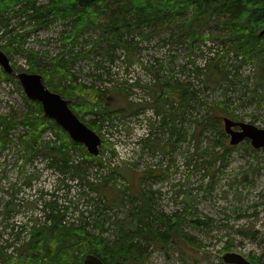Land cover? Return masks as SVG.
Wrapping results in <instances>:
<instances>
[{
  "label": "rangeland",
  "instance_id": "1",
  "mask_svg": "<svg viewBox=\"0 0 264 264\" xmlns=\"http://www.w3.org/2000/svg\"><path fill=\"white\" fill-rule=\"evenodd\" d=\"M221 20L220 16L204 15L192 23L191 27L198 34L206 33L210 36V39L197 40L192 49L185 34L173 35L176 24L172 22L168 25H155L154 28H141V32L138 30L129 35V38L140 40L135 52L140 62L126 59V52L118 47L113 51L112 60L94 55L74 63L79 81L110 89L107 101L109 107L117 108L125 103V96L112 87L126 88L127 99L133 102L151 103L149 86L157 80L190 84L196 100L184 116V122H177L178 126L185 127L187 135L175 148L165 146L168 132L158 126L162 115L148 106H142L136 113L113 118L112 122L107 120L100 129V135L113 144L117 154L112 155L110 149H107L104 162L113 165L118 174H114L109 182L112 184L110 187L114 188H107L103 198L99 200L95 192L89 194L88 198L93 197L94 201L80 197V190L87 191L85 184L61 175L48 166L43 156L25 164V174H32L27 184L19 169L21 148L15 140L5 155L0 157V242L13 241L18 246L27 237L26 231L19 232L21 227L28 230L32 225L44 221L43 206L51 202L68 206L65 219L73 220L77 218L78 212L83 211L91 222L100 210H94L92 205H106L102 211L106 219L123 221L125 227L132 230L136 219L130 213V208L136 204L138 219L143 223L151 220L146 213L147 209L140 210L146 208L140 205L142 199L145 202L147 198H143V192L151 196L145 203L154 215L174 217L188 210L185 219L189 222L180 226L187 235L171 233L168 236L170 241L164 243L154 242L157 238L150 239L145 244L147 255L140 264H227L221 258L227 244L232 246L227 251L238 252L249 258L264 252V148H252L249 140L230 148L229 136L225 133L220 135L207 132L200 135L198 131H193V116L205 112V103L213 104L217 101H225L228 108L237 114L238 120L264 128V78L258 80L260 70L253 61L242 62L243 56L235 53L232 42L221 41L217 37L223 34L218 27ZM7 28L9 32L0 26V46L15 66L28 68L22 50L47 52L50 56L63 51L58 38L66 25L59 21L51 23L47 28H34V25L27 22L21 24L14 18ZM94 33L89 31L85 36ZM12 37L17 41L9 44ZM262 41L264 43V36ZM220 56L222 59L218 63L219 67L226 69L229 72L228 78L234 82L217 75L211 77L216 84L206 85L202 81L205 75L197 74L194 67H203L209 57L217 59ZM262 58L264 66V54ZM97 62H101L98 69L95 64ZM96 74H100L104 81L96 80L93 77ZM21 92L20 84H15L13 79L3 78L0 66L1 114L19 116L28 110L29 106ZM92 116L86 115L84 119H91ZM20 129L15 132H20ZM44 132L43 137L58 139L52 128ZM192 133L195 135L192 136ZM219 137L225 148H230L225 163L219 160L211 162L212 153H222L224 148L214 144V140ZM144 138L150 139L148 145L142 142ZM74 153L79 154V150H74ZM85 167L90 172L86 175L94 180L97 166L86 163ZM108 167L102 170L107 171ZM211 173H214V182L211 181ZM61 178H64L63 182L69 189L61 184ZM129 196L134 199V204H129ZM101 200L103 202L100 204ZM195 218L207 223L195 226L190 222ZM155 227L166 230L159 222L153 224L152 228ZM116 230L118 228L110 224L105 236L112 238ZM17 232L20 233L19 239L15 241L13 239ZM185 237L195 239L201 246ZM144 240L141 238L140 243Z\"/></svg>",
  "mask_w": 264,
  "mask_h": 264
},
{
  "label": "trees",
  "instance_id": "2",
  "mask_svg": "<svg viewBox=\"0 0 264 264\" xmlns=\"http://www.w3.org/2000/svg\"><path fill=\"white\" fill-rule=\"evenodd\" d=\"M188 13L190 15L186 16ZM204 15L209 17L216 15L222 18L218 22V27L223 34L217 37L221 41L232 42L235 53L242 54V62L253 61L260 70L258 80L262 81L264 78L262 58L264 0H96L86 6H79L76 0H0V26H4L6 32L10 31L7 26L14 18H17L21 24L27 22L34 25V28H47L55 21L66 25L58 38L63 48L62 52L50 56L47 52L22 50V55L28 61V68L13 65L14 70L40 73L43 83L50 90L67 98L71 110L78 118L99 134L107 120L112 122L113 118L136 113L142 106L153 107L157 114L162 115L158 126L160 129L167 130L165 146L170 148H175L177 143L187 135L185 127L178 126L177 122H184V116L188 114L192 102L196 100L195 91L190 90V84H177L173 80L162 82L157 80L154 85L149 86L151 103L133 102L127 99L126 88L112 87L111 89L125 96V103L118 105L117 108L109 107L107 101L111 93V91L108 92L110 89L79 81L75 74L74 63L81 58H91L94 55L112 60L113 51L118 47L124 49L126 59L131 58L132 61L140 62L135 53L140 40L129 38V35L137 33L141 28H154L155 25H168L172 22L176 24L173 35L185 34L192 49L197 40L210 39L209 34H198L191 27L192 23L200 20ZM89 31H95L94 35L85 36ZM260 31L262 33L259 35ZM16 41L17 39L12 37L8 43ZM221 59L222 56L217 59L209 57L205 66L195 65L197 74L205 75L202 81H205L206 85L207 83L216 84L211 77L217 75L232 83L233 80L228 78L229 72L218 65ZM95 64L97 69L101 66V62ZM1 72L3 78L13 79L15 84H18L13 74L3 70ZM93 77L98 81H104L100 74ZM21 94L29 106L25 113L19 116L0 113V157L4 156L17 140L20 144L22 159L19 169L25 176L27 184L30 183L32 174H25V164L43 156L48 166L56 169L61 175H66L67 178L79 184H85L87 191L80 190V197H87L89 201H94L93 197L88 198V196L91 192H95L99 200L103 198L107 188H114V186L110 187L112 184L109 182L114 174H118L113 165L104 162V152L107 149H110L112 155L117 154L112 147L113 144L102 136L99 154L96 156L89 154L83 145L72 141L52 119L44 117L38 101L28 100L22 92ZM205 107L206 110L202 115L193 116V131H198L200 135L207 132L223 134L220 118L224 115L233 119L239 118L232 109L228 108L225 101L205 103ZM83 115L93 116L85 120ZM20 127V132H15L19 131ZM49 127L53 129L58 139L43 137L44 131ZM193 133L192 136L195 135ZM142 142L148 145L150 139L144 138ZM214 144L224 146L221 137L215 139ZM232 147L234 146L230 148ZM229 149L224 146L222 153H212L213 161L211 162L217 160L227 162ZM74 150H79V154H75ZM86 163L97 166L94 180L87 176L90 172L85 167ZM106 166H109L107 171L102 170ZM61 179V184L69 189V186L63 182L64 178ZM213 179L214 173H211L212 182H214ZM142 196L147 197L145 202L151 199L147 193L142 192ZM128 198L129 204H134V199L130 196ZM104 201L106 202L107 199ZM101 202L103 201L101 200L100 204ZM145 202L142 199L140 205L146 208L140 210L147 209L146 213L151 220L143 223L141 219H138L139 211L136 204L130 208V213L136 219L132 230L126 228L123 221L106 219L102 213L106 208V205L101 206L103 204L99 207H96V204L92 205L94 210L100 208L92 223L83 211L78 212L76 220H67L65 216L68 206H59L57 202L45 203L44 221L32 225L28 230L26 227H21L19 232L26 231L27 237L18 246H15L13 241L0 242V264H76L81 262L87 253L97 255L105 264H140L147 255L145 244L150 239H158L154 242L164 243L170 241L168 236L171 233L177 236L187 235L180 226L189 222L185 219L188 210L179 215L175 214L174 217L156 216ZM7 203L10 204L9 201ZM89 212L92 215V212ZM158 222L166 230L162 231L156 227L153 229V224ZM190 222L195 226H204L207 223L199 218ZM110 224L118 228L112 238L105 236ZM19 232L15 234L13 240L19 239ZM141 238H145L144 245L140 243ZM185 238L201 246L195 239ZM230 248H232L230 244L224 247L226 251ZM263 258L264 252L249 259L254 264H264Z\"/></svg>",
  "mask_w": 264,
  "mask_h": 264
},
{
  "label": "water",
  "instance_id": "3",
  "mask_svg": "<svg viewBox=\"0 0 264 264\" xmlns=\"http://www.w3.org/2000/svg\"><path fill=\"white\" fill-rule=\"evenodd\" d=\"M92 1L94 0H77V3L84 6ZM0 64L6 72L11 73L13 71L9 58L1 49ZM16 77L26 97L41 103L44 116L54 119L73 141L84 144L90 154H98L100 136L72 112L66 99L44 85L40 74L22 71L16 73ZM223 121L225 131L230 134L229 143L231 145L238 144L243 139L248 138L254 148L264 147V128L244 121H234L228 117H223ZM233 126H238L239 129H233ZM222 259L231 264H253L237 252H225ZM77 264H104V262L97 255L89 253L85 255L82 262Z\"/></svg>",
  "mask_w": 264,
  "mask_h": 264
},
{
  "label": "bare ground",
  "instance_id": "4",
  "mask_svg": "<svg viewBox=\"0 0 264 264\" xmlns=\"http://www.w3.org/2000/svg\"><path fill=\"white\" fill-rule=\"evenodd\" d=\"M19 72H22V71H19ZM23 72H26V71H23Z\"/></svg>",
  "mask_w": 264,
  "mask_h": 264
}]
</instances>
